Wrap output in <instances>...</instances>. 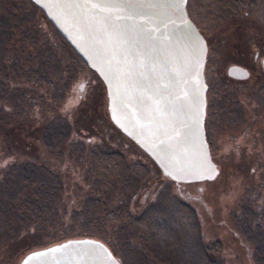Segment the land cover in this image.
<instances>
[{
  "label": "rangeland",
  "instance_id": "obj_1",
  "mask_svg": "<svg viewBox=\"0 0 264 264\" xmlns=\"http://www.w3.org/2000/svg\"><path fill=\"white\" fill-rule=\"evenodd\" d=\"M7 1L0 12V37H6L0 68H7V104L16 102L12 125L50 121V136L38 135L37 143L20 136L19 128H10L5 132L8 143L0 145L21 155L12 161H26L24 174L37 179L41 194L55 195L53 208L45 210V233L38 238L92 236L121 257V264H195L197 249L215 242L219 264H262L251 241L248 214L253 202L264 201V131L253 133L255 126L264 125V106L257 111L263 104L256 90L264 82V21L235 12L222 25L200 30L206 41L203 70L209 86L205 131L218 170L211 179L176 184L112 122L102 80L41 8L32 1ZM231 63L247 68L248 76L236 80L227 75ZM250 119L253 131L247 128ZM25 129L23 134L36 132ZM97 150L116 153L124 162L117 171L122 178L103 180L92 174L89 157ZM1 164L6 169L9 159ZM51 179L60 184L57 191L48 189ZM85 193L91 201L98 200L97 206L92 201L91 210H97L89 215L83 210L91 205ZM181 201L186 204L183 210L177 206ZM121 208L130 215L127 220L105 217L106 210ZM141 214L155 221L142 235V220L137 221ZM3 233L0 226V264H17L31 241L25 237L9 244Z\"/></svg>",
  "mask_w": 264,
  "mask_h": 264
},
{
  "label": "water",
  "instance_id": "obj_2",
  "mask_svg": "<svg viewBox=\"0 0 264 264\" xmlns=\"http://www.w3.org/2000/svg\"><path fill=\"white\" fill-rule=\"evenodd\" d=\"M102 80L112 122L176 183L211 179L204 133L206 41L186 0H31ZM264 69V53L261 57ZM245 77V67L227 66ZM17 264H121L92 236L25 252Z\"/></svg>",
  "mask_w": 264,
  "mask_h": 264
},
{
  "label": "trees",
  "instance_id": "obj_3",
  "mask_svg": "<svg viewBox=\"0 0 264 264\" xmlns=\"http://www.w3.org/2000/svg\"><path fill=\"white\" fill-rule=\"evenodd\" d=\"M26 1L27 3H31V0ZM7 3V0H0V12L4 10ZM186 9L188 15L198 26L201 32L210 31L211 29L222 25L226 21L227 17L231 13L235 12L250 13L259 21H264V0H186ZM5 44L6 37L3 35L0 37V54L4 51ZM6 73L7 68H0V80H3V82V75H7ZM261 90L264 92V87H262ZM8 92L9 87L7 83L4 82L3 85H0V145H3V143L8 139L5 132L10 128H19L20 131L22 130V135L20 136L24 137V139L29 138L34 143H37L38 135L39 139L45 137V135L50 136V133H48L50 121H47L46 119L45 120L47 122L44 124L42 123L45 122V120H42L39 124H37L36 121L30 120L25 125H23L22 122L21 125H12L11 116L17 112V107L14 106L16 105V102L10 105L7 104V101L9 100V97L7 96ZM23 126L26 128L25 131L29 130L30 127H33L36 132H24L23 134ZM18 157H21V155L15 156L6 151L5 148L0 149V166L3 165L1 163L5 159H9L10 163L6 169H4V167L0 168V226L4 230L3 234L6 241L8 240L9 244L15 245L17 240L26 237L27 240L31 241L27 242L29 244L26 245V247L29 246L27 249L29 250L32 249V247L36 248L44 246L55 241H60L62 238H68V236L70 237V235H64L65 237L62 236L57 239L47 240L38 238L45 233V228L49 222L47 220L49 217L45 214V210H48L50 207L53 208L55 195L54 197H46L41 194L42 191H40V186L37 184V179L28 177L24 174V171L29 168L27 167L26 161H12L14 158ZM89 164V169L92 174L100 179L104 178L106 180H115V178H122V176L117 175V171L119 170V167L124 164V162L119 157L117 159V155L114 151H94L90 154ZM50 182L48 189L52 192L54 190L57 191L60 184L57 186L52 184V182L55 183L52 179ZM86 196L90 199H87ZM84 198L91 203V205L88 203L84 206V212H86L87 215H89L92 211L96 212L97 207L91 210V206L95 205L93 203H96L97 206L98 200L92 197V203L91 196L87 193H85ZM253 204L252 210L248 214L251 221L250 237L252 244L254 245V250H257V253L261 255V261L263 262L262 264H264V201L263 204H259L257 202H253ZM185 205L186 204L181 201V203L179 202L177 204V206H179V208H177L180 209ZM108 210L109 211L106 210L105 212V217H108V219L111 220H127L130 217V215L127 214L126 208H121V210ZM137 218L139 219L137 220L138 222L142 220V224H139V227L141 226L139 234L141 235L146 231L145 229L149 227V224L155 222L154 220L148 221L146 218L143 219L142 214L137 216ZM90 219L93 222L96 220L95 216H92ZM87 220L89 221V219ZM79 236L88 235H82V233L73 235V237ZM214 250H216L215 242H213L211 246H200L194 253V257L196 259L195 264H219L214 257ZM116 257L121 261V257L117 255Z\"/></svg>",
  "mask_w": 264,
  "mask_h": 264
},
{
  "label": "flooded vegetation",
  "instance_id": "obj_4",
  "mask_svg": "<svg viewBox=\"0 0 264 264\" xmlns=\"http://www.w3.org/2000/svg\"><path fill=\"white\" fill-rule=\"evenodd\" d=\"M263 55V54H262ZM241 65V64H240ZM243 66V65H242ZM244 67V66H243ZM261 67H262V64H261ZM246 69V71H247V75L245 76V77H247L248 76V74H249V71H248V69L247 68H245ZM262 70L264 71V69H263V67H262ZM226 72H227V68H226ZM203 75H204V80H205V78H206V76H205V74H204V70H203ZM227 75H229L228 73H227ZM230 77H232L233 79H236V80H240V79H242V78H245V77H236V76H232V75H229ZM228 76V77H229ZM233 86H235V84H233ZM208 82H206V89H205V105H204V119H203V125H204V133H205V137H206V140H207V143H208V139H207V136H206V131H205V114H206V108H207V99H206V92H207V90H208ZM262 87H264V82H259L258 84H257V86H256V90H257V94H258V96H259V98H260V100H262V101H260V102H262V104L263 105H261L260 106V104L258 105V109H257V111H260V109L262 110L263 109V106H264V92L261 90V88ZM248 100H250L249 101V103L253 100V98L252 97H249L248 98ZM261 107V108H260ZM109 114V113H108ZM257 113L255 112L254 113V116L256 115ZM261 114H264L263 113V111H261ZM251 116H252V114L250 115V117L249 118H251ZM247 128L250 130V131H253V127H252V119H250L249 120V123H248V126H247ZM259 128V129H258ZM259 130L260 131H264V125L262 126V124L260 123L259 125H257V126H255V128H254V131H253V133L255 134V132H256V134H258L259 133ZM122 132V131H121ZM123 133V132H122ZM245 133H247L246 131H245ZM246 135V134H245ZM250 136L249 137H251V133L249 134ZM127 136V135H126ZM131 139V138H130ZM132 140V139H131ZM133 141V140H132ZM209 144V143H208ZM138 146V145H137ZM235 146V145H234ZM238 146V143L236 144V147ZM208 148H209V146H208ZM143 150V149H142ZM144 151V150H143ZM145 152V151H144ZM146 153V152H145ZM209 153H210V150H209ZM147 154V153H146ZM149 156V155H148ZM210 156H211V154H210ZM211 159H212V156H211ZM153 160V159H152ZM214 162H215V164H216V166H217V161L213 158L212 159ZM177 184V183H176Z\"/></svg>",
  "mask_w": 264,
  "mask_h": 264
}]
</instances>
